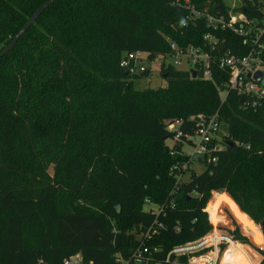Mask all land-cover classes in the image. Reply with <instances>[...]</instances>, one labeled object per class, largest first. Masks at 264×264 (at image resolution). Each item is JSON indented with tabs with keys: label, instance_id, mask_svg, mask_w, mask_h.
<instances>
[{
	"label": "trees",
	"instance_id": "16d2710c",
	"mask_svg": "<svg viewBox=\"0 0 264 264\" xmlns=\"http://www.w3.org/2000/svg\"><path fill=\"white\" fill-rule=\"evenodd\" d=\"M45 1L0 0V51ZM220 2L57 0L0 58V264H64L78 253L84 264H122L116 255L127 260L141 245L151 264H170L175 245L226 222L223 207L263 243L251 223L264 220V107L229 89L219 59L259 50L264 61V0H242L255 21L244 35L210 23L207 14L231 17ZM171 42L207 51L213 78L166 66ZM134 52L162 60L164 86L137 89L150 70L120 65ZM201 113H219L227 134L197 174L182 144ZM176 120L179 139L168 127ZM231 233L249 244L239 226Z\"/></svg>",
	"mask_w": 264,
	"mask_h": 264
},
{
	"label": "built area",
	"instance_id": "2783aa9c",
	"mask_svg": "<svg viewBox=\"0 0 264 264\" xmlns=\"http://www.w3.org/2000/svg\"><path fill=\"white\" fill-rule=\"evenodd\" d=\"M185 1L187 3L190 2V0ZM193 13L196 12L193 11ZM205 16L215 27L229 28L239 35H244L254 30L255 21L248 19L242 12L239 16L231 13L229 20H226L224 16L216 17L210 14ZM259 25L261 32H264V19L262 25ZM205 39L212 42L214 36L208 33ZM214 48L215 44H212V49ZM141 53L145 52L128 53L121 60L120 65L131 74L139 75L146 72L149 69L146 64V61H149L148 56L146 53L145 60L141 58ZM166 58H172L173 64H166ZM165 59L163 62L166 66L172 65L176 69H186L190 72L191 76V72L195 71V78H213L210 54L200 46L190 44L187 47H181L177 43L171 42L170 52ZM219 62L220 66L229 72L227 81L229 89L236 91L239 95L247 96L249 98V101L246 102L247 106L253 108L264 107V61L262 60L260 51L252 50L246 55L226 54L219 59ZM259 72L262 75L257 80L255 75ZM227 93L225 91L223 99L226 98ZM189 120L195 121L197 126L195 135L188 136L186 140V142L194 146V151L187 153L189 162H200V159H203L205 156L211 157L212 162H216L217 158L213 154L225 147L223 141L226 140L225 135L227 134L219 113L212 115L201 113L191 116ZM181 124L182 120H176L170 122L168 125L170 130L176 131L177 139L181 137V131L179 130ZM194 137L197 138V141L193 140ZM189 162L182 163L178 169L187 171ZM155 232L157 230L151 227L145 236L150 238ZM240 243L229 232L214 227L201 238L175 245L167 253L165 262L170 264H223L224 258L230 251V248ZM153 257V250L143 245L137 247L127 260H124L119 254L116 255L117 261L122 262V264H151ZM64 264H84L83 256L81 253L73 255L65 259Z\"/></svg>",
	"mask_w": 264,
	"mask_h": 264
},
{
	"label": "rangeland",
	"instance_id": "374dc122",
	"mask_svg": "<svg viewBox=\"0 0 264 264\" xmlns=\"http://www.w3.org/2000/svg\"><path fill=\"white\" fill-rule=\"evenodd\" d=\"M176 1L177 2H179V1L181 2L182 0H176ZM220 3L224 7H226L229 10V12L232 13L233 15L239 16L241 14V10L240 9H241V6H242V0H221ZM137 56H138V53H137ZM140 56H141V58L146 60V53H141ZM165 62H166V64H173V59L172 58H166ZM161 63H162L161 59H157V60H155L153 62L146 61V64H147V66L150 69V75L144 77L143 79H141L136 84L137 89L144 90V89H146L148 87L156 88V87L164 86L166 84L167 79L164 77V75L161 72ZM221 95H222V97H224L225 96V92H222ZM193 140L197 141V138L194 137ZM167 144L172 146L174 144V140L173 139H168L167 140ZM182 147H183V149H184V151L186 153H191V152L194 151V146L191 145L188 142L183 143ZM191 167L197 174L202 173L205 170V168H206L203 161L202 162H195V163L192 164ZM214 193H221V192L215 190V191L212 192V196H214ZM146 208L149 209V207H146ZM154 208H156V206H154ZM206 211H207V208H206ZM222 211H223V213L225 215V219H226L225 221L226 222L221 223L220 225H215L214 223L211 222L210 213L207 211L208 214H209V220H210V222L212 223V226H213L212 229L215 227V228H218V229H220L222 231H227L231 235H233L231 233V231L235 230L236 226H239L241 231L244 234H246L244 232V230L242 229L241 225L236 220V218L228 210V208L223 207ZM253 223L256 224L255 225L256 228L260 231V233L262 235V238H263V243L262 244L256 243L254 240L251 239V237L249 235L246 234L249 237V244L246 245V248L249 251V256H248L247 252L244 251L241 254L242 256H244V258H243L240 254H238L236 251H234V249L231 247L230 249L234 253V255L231 258L230 264H261V262L263 261L264 255H263L262 252H264V233L262 231L261 224L256 223L254 220L252 221L251 225H253ZM251 251L256 253V255L259 257V260H257V257H254L251 254ZM237 257H240L242 259V261L241 262L238 261ZM245 259H246V261H245Z\"/></svg>",
	"mask_w": 264,
	"mask_h": 264
},
{
	"label": "water",
	"instance_id": "95a60500",
	"mask_svg": "<svg viewBox=\"0 0 264 264\" xmlns=\"http://www.w3.org/2000/svg\"><path fill=\"white\" fill-rule=\"evenodd\" d=\"M57 0H46L34 13L33 15L26 21L23 27L18 31V33L11 39V41L0 51V58L7 55L17 44V42L21 39V37L27 32V30L38 20L40 15L49 8L52 4H54ZM193 78L196 77V72L192 71ZM261 72L255 75L257 80L261 77ZM230 145H233L231 142ZM262 231L264 233V220L261 224Z\"/></svg>",
	"mask_w": 264,
	"mask_h": 264
},
{
	"label": "crops",
	"instance_id": "0c3cea01",
	"mask_svg": "<svg viewBox=\"0 0 264 264\" xmlns=\"http://www.w3.org/2000/svg\"><path fill=\"white\" fill-rule=\"evenodd\" d=\"M241 230V229H240ZM242 232V231H241ZM243 233V232H242ZM244 234V233H243ZM245 236H247L246 234H244ZM248 237V236H247ZM249 238V237H248ZM241 244V243H240ZM241 245H243V246H246L247 244H241ZM247 254H248V256H249V251H247Z\"/></svg>",
	"mask_w": 264,
	"mask_h": 264
}]
</instances>
